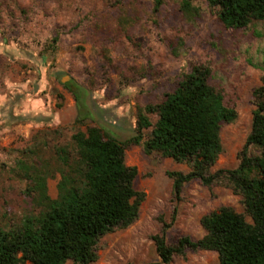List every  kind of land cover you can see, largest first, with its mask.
I'll return each mask as SVG.
<instances>
[{
  "label": "rangeland",
  "instance_id": "1",
  "mask_svg": "<svg viewBox=\"0 0 264 264\" xmlns=\"http://www.w3.org/2000/svg\"><path fill=\"white\" fill-rule=\"evenodd\" d=\"M159 1L155 12L154 0H0V230H18L43 210L34 177L58 197L60 151L74 159L73 134L95 126L126 141L137 112L161 103L195 65L209 68V84L237 114L220 131L222 152L210 172L237 167L264 72L263 24L228 30L207 0H193L194 19L181 12L183 0ZM67 83L86 96L82 123ZM125 164L136 168L133 188L144 199L132 225L99 240L93 264H159L154 236L169 245L198 240L204 215L221 207L243 213L224 182L208 188L192 180L175 193L167 172L188 173L189 163L148 155L143 143L126 149ZM217 262L215 252L199 250L170 264Z\"/></svg>",
  "mask_w": 264,
  "mask_h": 264
},
{
  "label": "trees",
  "instance_id": "2",
  "mask_svg": "<svg viewBox=\"0 0 264 264\" xmlns=\"http://www.w3.org/2000/svg\"><path fill=\"white\" fill-rule=\"evenodd\" d=\"M193 0H183L181 12L194 19ZM156 12L161 2L154 0ZM220 24L228 30L259 21L264 27V0H207ZM55 37L52 42H57ZM209 68L195 65L176 88L156 105H146L135 118L134 135L120 142L101 128L91 126L71 136L74 159L60 151L61 179L58 197L47 195L46 180L34 177V189L43 210L26 219L18 230H0V264H93L98 260V242L116 229L132 225L144 194L133 188L136 168L125 164V151L143 143L146 154L158 153L176 163H189L190 171L167 172L175 193L184 184L199 180L210 188L217 182L241 199L243 213L221 207L204 215L202 238L181 237L167 244L163 235L152 238L160 258L170 264L186 251H213L217 264H264V72L252 91L254 111L251 129L239 152L235 169L211 173L222 152L220 131L235 121L222 95L209 84ZM63 87L73 96L82 123L86 96L78 85ZM150 115H155L152 123ZM150 129L144 140V131Z\"/></svg>",
  "mask_w": 264,
  "mask_h": 264
}]
</instances>
